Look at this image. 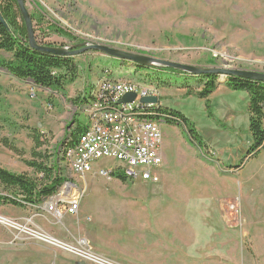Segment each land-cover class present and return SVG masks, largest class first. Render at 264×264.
Segmentation results:
<instances>
[{"label":"rangeland","instance_id":"rangeland-1","mask_svg":"<svg viewBox=\"0 0 264 264\" xmlns=\"http://www.w3.org/2000/svg\"><path fill=\"white\" fill-rule=\"evenodd\" d=\"M25 4L30 15L42 16L36 36L43 44L75 46L69 37L51 32V25L80 42L87 40L83 43L91 39L90 44L194 67L264 73V0H25ZM0 55L11 59L5 52ZM74 58L78 78L66 96L0 70V168L35 179L37 170L30 164L43 163L35 155L42 154L49 167L56 157L64 175L83 189L80 210L55 219L43 211L42 203L23 210L0 205L9 210L2 209L0 215L64 245L84 240L95 253L117 264H164L162 256L146 254V239L156 241L165 221L180 218L189 230L200 224L215 228L210 245L215 254L208 259L183 258L181 252L165 264H264V151L245 159L253 142L248 93L230 90L227 78L219 76L207 109L205 100L187 95L203 88L204 82L194 76L138 68L97 52ZM106 72L113 79L155 84L162 107L183 114L199 136L200 147L184 126L160 123L164 163L158 184L73 175L63 160L62 147L77 122L87 123L81 104L71 101L97 93ZM119 165L102 159L94 167L111 170ZM4 194L19 193L0 186V195ZM235 199L238 212L232 214L226 205ZM168 208H185L186 213L176 209L182 215L174 217ZM0 227L7 233L1 231V242L20 241L14 230ZM193 232L192 245H201L200 231ZM166 238L163 241L172 245L179 240L175 235ZM27 240L47 247L48 264H83L63 246ZM185 243L190 246L191 241ZM10 249L0 247V264H28L30 257L19 247Z\"/></svg>","mask_w":264,"mask_h":264},{"label":"trees","instance_id":"trees-1","mask_svg":"<svg viewBox=\"0 0 264 264\" xmlns=\"http://www.w3.org/2000/svg\"><path fill=\"white\" fill-rule=\"evenodd\" d=\"M35 25L34 32L37 33L36 27L41 21L42 16L36 14L30 15ZM51 32L58 33L62 36L69 37L75 45L83 42L71 37L68 33L63 32L53 26L48 27ZM37 42L42 46L54 47L51 44H43L36 36ZM5 52L11 55V59H6L0 55V70H5L12 77L19 81H31L35 86L47 89L52 92L66 96L68 86L72 85L78 78V64L74 57H58L48 53H43L32 49L29 44L26 24L20 12L16 0H0V53ZM130 63V62H129ZM138 68L147 69L138 66ZM166 73L186 75L172 69H159ZM204 82L200 91L187 92V95H193L198 99L206 101L207 109L210 106V96L217 90L219 85V76L202 75L196 77ZM226 86L232 91L247 92L249 95V131L252 136V144L246 153L245 159L254 158L264 151V83L241 79L237 77H226ZM74 106L84 102V98H77L71 101ZM161 112L168 115L169 124L184 126L192 142L200 147L199 136L189 119L177 111L162 108ZM86 126L77 122L76 127L71 132L68 140L71 144L79 138V135L86 131ZM65 141L62 149L67 147ZM37 148H41L40 139L36 140ZM71 144H68L69 146ZM12 151L16 149L10 147ZM63 151L61 155L63 157ZM43 160V163H31L30 166L37 170V178L31 179L25 175L11 174L0 168V186L9 189H15L19 194L0 195V205H13L23 208L25 206H38L47 198L58 193L60 186L65 180V176L57 158L54 157V164L47 165L42 154H36ZM64 160V159H63ZM234 168V167H233ZM236 169L240 166L235 167ZM114 179L127 182L122 174H115Z\"/></svg>","mask_w":264,"mask_h":264},{"label":"built area","instance_id":"built-area-1","mask_svg":"<svg viewBox=\"0 0 264 264\" xmlns=\"http://www.w3.org/2000/svg\"><path fill=\"white\" fill-rule=\"evenodd\" d=\"M128 94H136L135 101L119 105L118 102ZM142 98H156L158 103L143 104ZM162 108L158 87L124 80L107 83L106 78L102 97L95 105L96 125L88 134H83V144L72 150L68 166L70 173L81 177L95 174L107 180H113L115 174H122L127 181L158 184V171L164 163L162 126L135 123L128 120V113L161 111ZM102 159L115 160L120 165L111 170L95 169V163ZM82 190L74 179L65 176L60 191L47 198L41 208L55 219L74 216L80 210ZM237 201L227 202L226 206L232 214L238 212ZM0 224L14 230L16 238L22 236L55 247L63 246L84 264H117L95 253L84 240L76 245H64L43 232L4 216H0Z\"/></svg>","mask_w":264,"mask_h":264},{"label":"water","instance_id":"water-1","mask_svg":"<svg viewBox=\"0 0 264 264\" xmlns=\"http://www.w3.org/2000/svg\"><path fill=\"white\" fill-rule=\"evenodd\" d=\"M16 1L18 3L24 22L26 24L30 47L32 49L38 50L43 53H48L58 57H75L77 55H81L87 52H97L109 58H114L121 61H127L145 68L172 69L194 77H198L202 75H217L223 77H237L241 79L264 83V73L241 71V70H227L221 68L194 67V66L159 60L144 55L128 53L101 44L81 43L73 47L42 46L36 40L33 22L31 20L30 13L26 7L25 0H16ZM135 99H136V94H128L125 95L118 102V104L121 105V104L133 103ZM141 103L143 104L158 103V99L142 98Z\"/></svg>","mask_w":264,"mask_h":264},{"label":"crops","instance_id":"crops-1","mask_svg":"<svg viewBox=\"0 0 264 264\" xmlns=\"http://www.w3.org/2000/svg\"><path fill=\"white\" fill-rule=\"evenodd\" d=\"M14 208H18L19 210H23L20 207H15ZM24 208V207H23ZM3 210H7V212H9L8 209H6L5 207L2 208ZM2 209H0V212L2 211ZM171 209L170 210V214L174 215V217H176L177 215H182V213L180 211H177L178 209L181 210L182 212L186 213V209L185 208H168ZM177 209V210H176ZM3 213V212H2ZM4 214V213H3ZM3 214H1L0 216H4ZM148 214V213H146ZM48 216H50L48 214ZM148 216L149 215H145ZM151 216V215H150ZM147 217V218H148ZM154 221H157V219L154 217ZM159 223H163L160 221H157ZM163 226V229L161 231L158 232V237L156 239V241H154L153 237H147L146 239V247L145 252L148 256L151 257H159L162 256L163 260H164V264L166 263V259H169V257H180L181 252L183 253L184 256H182L183 258L185 256H189V257H203V258H209L211 256H213L215 254V249H213L212 247H210L211 245V240L214 238V236L212 235L213 230L215 231V228L213 229L212 227L208 226L207 227H202L200 224L199 226L194 227L193 226V230H189L187 227L184 226L183 223H181V219H176L174 218L172 221H165ZM196 228V229H194ZM175 229V230H174ZM5 229H3L2 227H0V234L1 231L3 233H6L4 231ZM199 230L201 233V236H199V239L203 240V243L201 245L195 246L192 245L195 242V235L193 231H197ZM191 232V233H190ZM193 232V233H192ZM7 234V233H6ZM166 235V239L167 240L169 237H171L172 235H175L176 238H178L179 240L175 241L172 244L169 243H165V241H163L162 237ZM218 238H220L218 236ZM18 239H20V241H16L18 243H13L12 241H8L10 246L6 245V243L1 242L0 241V247L3 250L4 247H6V249H8L9 251H12L10 248H15V247H19V251L23 252V255H28L30 257L28 264H48V260H47V255H48V250L46 248H43L41 246H35L33 244H37L34 241L31 240H27L25 237L20 236ZM188 243V241H191L190 246H186V242ZM193 241V242H192ZM7 242V243H8ZM157 242V244H156ZM2 244V246H1ZM40 244V243H39ZM45 246V245H44ZM163 250V253H160V251ZM27 252V253H26ZM176 253V254H175ZM180 253V254H178ZM20 255V254H19ZM16 255L12 254L11 258H15ZM24 258L27 259V256H25ZM151 264V263H149Z\"/></svg>","mask_w":264,"mask_h":264},{"label":"bare ground","instance_id":"bare-ground-1","mask_svg":"<svg viewBox=\"0 0 264 264\" xmlns=\"http://www.w3.org/2000/svg\"><path fill=\"white\" fill-rule=\"evenodd\" d=\"M84 36H86V35H84ZM83 40H84V38H83ZM90 40H88V42H90ZM84 41H87V40H84ZM84 41H82V42H84ZM88 42H86V43H88ZM106 78H107V83L120 82L121 80H123V79H113L110 77V74L108 72H106L103 75V78L101 79L100 83L98 84V86L96 88L97 93H91L90 97H85L84 102L81 104V107L83 108V113L85 114L86 119H87V123L85 125L87 128H86V131L84 133L79 135V138L74 143V145L71 144V140L67 141V143H66L67 147L64 149V152H63V159H64V162L66 163L67 167L70 165V157H72V150H74V147L80 146L81 144H83V134H88V131L93 129L94 125H96V112H94L95 105H97V102L100 101V97H102V93H103V90L105 87V79ZM124 81H128V80H124ZM145 85L157 87L155 84H150V85L145 84ZM169 119H170V117L168 115L163 114L161 111H155V110H146V111H142V112H130V113H128V120H131L135 123L153 124L156 126H161V124H160L161 122H163L164 120L166 122H168ZM68 144H71V145L69 146ZM59 191H60V189H59Z\"/></svg>","mask_w":264,"mask_h":264}]
</instances>
